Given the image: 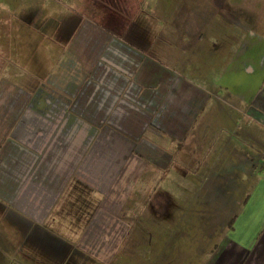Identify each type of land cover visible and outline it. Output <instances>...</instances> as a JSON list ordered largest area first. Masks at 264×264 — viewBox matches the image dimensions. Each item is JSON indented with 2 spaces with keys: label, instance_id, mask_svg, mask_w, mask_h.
I'll use <instances>...</instances> for the list:
<instances>
[{
  "label": "crops",
  "instance_id": "crops-1",
  "mask_svg": "<svg viewBox=\"0 0 264 264\" xmlns=\"http://www.w3.org/2000/svg\"><path fill=\"white\" fill-rule=\"evenodd\" d=\"M256 21L230 46L217 86L198 81L184 53L170 62L89 21L36 74L39 85L0 77L5 261L132 263L119 256L136 186L211 132L225 144V170L238 172L235 185L251 189L205 264H264V19Z\"/></svg>",
  "mask_w": 264,
  "mask_h": 264
},
{
  "label": "rangeland",
  "instance_id": "rangeland-1",
  "mask_svg": "<svg viewBox=\"0 0 264 264\" xmlns=\"http://www.w3.org/2000/svg\"><path fill=\"white\" fill-rule=\"evenodd\" d=\"M258 19H264V0H0V77L27 88L39 85L36 74L89 21L170 62H180L184 53L198 81L217 86L230 46L240 31L255 30ZM220 108L210 114L221 129ZM223 145L210 132L195 152L144 175L124 207L130 232L119 258H132L129 264H205L215 254L251 189L236 186L238 172L225 170ZM246 159L251 174L249 151ZM5 255L0 250V264H8Z\"/></svg>",
  "mask_w": 264,
  "mask_h": 264
},
{
  "label": "trees",
  "instance_id": "trees-1",
  "mask_svg": "<svg viewBox=\"0 0 264 264\" xmlns=\"http://www.w3.org/2000/svg\"><path fill=\"white\" fill-rule=\"evenodd\" d=\"M233 221H234V220H233ZM233 221L231 222V225H232Z\"/></svg>",
  "mask_w": 264,
  "mask_h": 264
}]
</instances>
